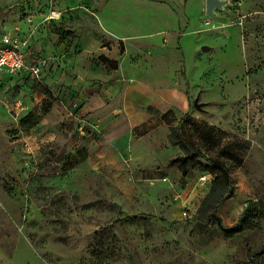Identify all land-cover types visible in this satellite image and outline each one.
Returning <instances> with one entry per match:
<instances>
[{
  "label": "rangeland",
  "instance_id": "rangeland-1",
  "mask_svg": "<svg viewBox=\"0 0 264 264\" xmlns=\"http://www.w3.org/2000/svg\"><path fill=\"white\" fill-rule=\"evenodd\" d=\"M31 1L0 0V32L30 21ZM144 1L185 32L169 94L188 146L149 169L98 168L72 144L71 116L38 125L54 95L40 77L1 75L0 264H264V0H229L215 16L206 0ZM217 165L231 195L209 219ZM241 216L227 235L219 219Z\"/></svg>",
  "mask_w": 264,
  "mask_h": 264
},
{
  "label": "crops",
  "instance_id": "crops-1",
  "mask_svg": "<svg viewBox=\"0 0 264 264\" xmlns=\"http://www.w3.org/2000/svg\"><path fill=\"white\" fill-rule=\"evenodd\" d=\"M147 2L32 0L31 20L19 19L13 32L27 39L28 62L50 57L40 78L54 95L38 125L54 127L57 111L86 122L72 144L90 147L98 168L149 169L180 148L170 134L181 112L169 93L180 88L185 32Z\"/></svg>",
  "mask_w": 264,
  "mask_h": 264
},
{
  "label": "built area",
  "instance_id": "built-area-1",
  "mask_svg": "<svg viewBox=\"0 0 264 264\" xmlns=\"http://www.w3.org/2000/svg\"><path fill=\"white\" fill-rule=\"evenodd\" d=\"M51 15L54 16L55 12H52ZM27 43V39L22 38L19 34L11 33V31L0 32V72L7 71L16 74L28 71L38 78L41 77L43 69L50 61V57L41 56L28 62ZM85 127L86 122H82L79 130L85 132ZM176 196L177 198L181 197V192H177ZM183 214L188 215V211L185 210Z\"/></svg>",
  "mask_w": 264,
  "mask_h": 264
},
{
  "label": "trees",
  "instance_id": "trees-1",
  "mask_svg": "<svg viewBox=\"0 0 264 264\" xmlns=\"http://www.w3.org/2000/svg\"><path fill=\"white\" fill-rule=\"evenodd\" d=\"M24 122H26V119L23 120V123ZM32 126H35V124L33 123ZM170 139L171 142L174 144H178L180 146H188V141L186 140V138L184 137L178 126L172 127ZM181 159H183L184 161H188L190 164H193L195 162L194 159L192 158L190 159L188 156H183L181 157ZM183 170L185 174L188 172V168L186 167ZM213 171L216 172V176L214 177V181H213V186L207 197L204 199L203 207L201 209L202 214L206 215V217L209 219L218 218V213L216 212L217 204L231 195V184H232L230 172L224 166L217 165V167H214ZM208 200H212V205L209 206L211 208V211L206 213L207 210L206 204ZM243 219L244 217L241 216L239 218V222L234 224L230 228H224L222 226V222L220 221V219L219 222L221 227L225 230V233L227 235H232L234 232H238L243 229V225H242Z\"/></svg>",
  "mask_w": 264,
  "mask_h": 264
},
{
  "label": "water",
  "instance_id": "water-1",
  "mask_svg": "<svg viewBox=\"0 0 264 264\" xmlns=\"http://www.w3.org/2000/svg\"><path fill=\"white\" fill-rule=\"evenodd\" d=\"M229 0H206V12L210 16L217 15L216 8H223ZM210 46H203L204 51L211 50ZM195 105L197 108L201 107V103L199 102V98L195 99Z\"/></svg>",
  "mask_w": 264,
  "mask_h": 264
}]
</instances>
